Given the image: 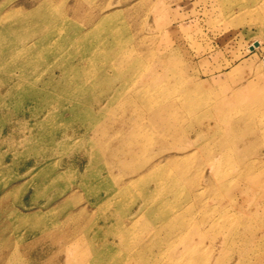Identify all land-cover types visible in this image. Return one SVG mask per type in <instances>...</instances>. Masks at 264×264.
Listing matches in <instances>:
<instances>
[{"label": "rangeland", "instance_id": "374dc122", "mask_svg": "<svg viewBox=\"0 0 264 264\" xmlns=\"http://www.w3.org/2000/svg\"><path fill=\"white\" fill-rule=\"evenodd\" d=\"M47 32L51 36L42 37ZM261 72L264 0H0V264H188L182 255L187 242H173L167 248L166 237L171 241L194 225L201 232L207 230L210 220L222 213L221 201L227 203L238 196L237 203L244 206L259 197L261 200L255 204L258 209L254 212L251 204L241 212L233 209L226 216L240 220L237 230L249 229L253 223L249 230L256 233L248 241H243L248 238L246 233L233 237L232 244L237 246L227 249L236 254L222 264H264V227L259 223L264 218L259 208L264 203V146L258 153L261 161L255 162L251 170L257 175L254 183L260 185L257 193L245 195L239 191L253 182L242 179L243 163L238 160L245 156L242 147L255 149L256 136L264 141V127L254 129L247 139L235 136L223 152L215 139L192 150L194 144L200 146L210 138L202 130L172 134L169 128L170 149L165 145L160 151L156 143L166 137L158 135L159 130L151 126L144 109L184 96L193 103L213 107L237 89H261L263 82L256 83ZM30 84L36 86L34 90ZM190 87L196 91L186 97L184 90ZM85 92L98 102L89 105L91 113L88 104L77 98ZM3 95L6 97L1 99ZM27 106L29 111L20 109ZM71 107L80 110L74 112ZM203 107L180 108L170 114L185 125L202 118ZM126 109L130 112L122 118ZM260 119L264 122V115ZM212 120L218 125L217 134L224 135L227 122ZM116 121H124L131 135L146 148L139 155L141 163L163 159L167 153L177 155L179 165L188 168L190 176L198 174V183L211 166L221 163V175L211 176L216 197L201 195L204 205L177 212L173 219L163 218V209L144 216L139 213L138 223L129 230L127 221L138 201L129 208L126 203L133 200L134 194L117 199L114 196L95 205L87 202L85 191L76 183L80 172L85 171V163L74 167H79L78 171L66 168L65 163L81 151L103 154L112 147L117 146L116 151L121 148L124 132ZM30 125L34 126L32 131ZM76 127L80 129L73 132ZM39 147L46 154L42 161L22 158L23 153ZM178 147H187L191 152L183 156ZM219 152L226 160H213ZM117 163L115 159L86 171L93 175L92 181L102 179L103 185L117 186L112 178L120 172ZM45 174L61 178L49 181L52 184L42 190ZM234 181L241 188L235 189ZM38 190L42 192L38 194ZM166 197L173 199L172 193ZM191 202L195 203L196 198L191 197ZM108 206L126 214L125 226L115 219L101 221ZM82 208L85 212L79 215L77 211ZM36 212L40 216L30 219ZM97 224L100 231L96 230ZM185 224L188 227L182 233ZM155 226L161 227L159 241L149 238L156 236ZM101 236L115 242L122 239L127 249L117 245L106 258L98 259L91 249L101 244ZM137 248L145 255L135 256L133 250ZM112 256L118 258L110 259ZM241 256L246 259H239Z\"/></svg>", "mask_w": 264, "mask_h": 264}, {"label": "bare ground", "instance_id": "6f19581e", "mask_svg": "<svg viewBox=\"0 0 264 264\" xmlns=\"http://www.w3.org/2000/svg\"><path fill=\"white\" fill-rule=\"evenodd\" d=\"M35 33L36 32H33V34ZM43 35L44 36L42 37H48L51 36V33L47 32L46 34ZM52 77L53 76H51V78ZM259 81L263 82L261 89L259 90L253 89L252 91H248V92L245 91L242 92L241 90L237 89L236 91L233 92L232 96H228L225 99H220L216 106L209 108L205 106L204 102L193 103L189 99L184 98L185 96L183 97L182 100H176V101L168 100V102H166L167 100L164 102L159 101L158 103L144 106L145 112L147 113L146 117L148 120H150L151 126H154L159 130L156 131L160 133L158 135L166 137L165 139L161 138V140L158 141L156 145L158 146L160 151H163L162 148H164L165 145L167 146L169 144L171 145V143L167 144L168 142L167 140H169L167 137L169 136V131H168L169 128H171L172 134H179V133L190 134L191 132L197 130L200 132L204 131L203 134L207 135V137H210L208 141H205V143H202L200 146L199 144L193 143L194 147L192 148V150L195 149L198 150L199 148H201V146L208 145L206 143H209L210 142L209 140L215 139L220 150L223 152L224 150H226L231 146V144L234 142L235 136H238L242 139H247V137L251 136V134L254 133V129L258 127H264V122L261 121L260 119V117L264 115V72H261V74L258 76L256 83H258ZM251 83L252 85H254V82ZM248 85L250 84L248 83ZM28 86L33 90L36 87L34 84H30ZM196 89L198 88L196 87ZM194 91L196 90L193 87H190L184 90V94L186 95V97H190L194 93ZM23 96L24 94L21 95V97ZM77 96H78L77 97L78 100H80L81 103H86L88 104V106L92 105L93 103L98 104L97 99L93 95H90L88 92L81 93ZM3 97L5 98L6 96L5 95L1 96V99ZM45 97L49 98L47 95ZM90 98L92 99L89 100ZM202 105H204V107L201 108L202 112L200 114L202 118L197 117L194 120V122L187 123L185 125H182L179 122L177 123L176 117L170 114L173 110H178L180 108L186 109L191 107V109L193 110L202 107ZM86 108H88L87 111L90 113L91 111H93L92 107L90 106ZM20 109L29 111L30 107L27 106V107H22ZM20 109L19 111L21 112L22 110ZM78 109L79 107H71V110L74 112H78ZM128 112H130L129 109L122 111L121 117L124 118V116L127 115ZM211 117L216 120H222V121L224 120L227 122L225 126L226 133L224 135L217 134L216 128H218V125L214 120H212ZM169 120L172 122L169 124L166 123L169 122ZM115 123H118L121 126L122 131L124 132L123 139L119 142V146H121V148H118V150L116 151L117 146L112 147L113 149L107 150L103 154H100L99 151L93 153L91 151L90 152L81 151L82 154L74 158L72 157L73 155H71L69 161L68 162L66 161L65 163L66 164L65 167L68 169H76L74 168L76 165L78 166V164L82 165V163H85L84 166L85 171L80 172L79 181L76 183L78 187H82V189L85 191L86 193L85 199L87 202L95 205L97 203H101V201L105 199L106 200L113 199L114 196L115 198L117 196L124 198L128 194L130 195V193H132V195L134 194L135 196L133 200H131L129 203L128 202L126 203L127 208H129V206L134 201H138V203L136 204L137 209L135 210V212L130 213L132 216L128 215L129 218L127 222H129L128 223L129 225H127V230H129L131 226L133 227L136 223H138L139 219L138 217L136 218V215L139 213L142 214L141 216H144L148 213L151 214L154 211H157L158 209H163L164 210L163 218L173 219L176 216L177 212H180L182 210L191 211V208L195 207L196 204H199L201 206L204 205V203L201 202V198H200L201 195L205 193H210L209 195L210 197H216L217 193L211 187L212 186L211 178L214 177V173L221 175L222 172L221 163L215 165L214 167L211 166V168H209L210 171L208 172V174H204V176H201L202 182L200 183L203 185L200 187L199 185L200 183L196 182V176H198V174L195 173L193 176H190L191 174L190 170H188V168H186L183 165H179L180 163L178 162L179 158L176 157L177 155H172L170 153H167L168 155L164 156L163 159L157 161L153 160L150 162L143 161L141 163L138 160L139 155L142 152L144 154L146 148L142 145L141 141H139L138 139H136L131 135V130L129 129L128 126H126L124 121L122 122L116 121ZM141 125L142 123L140 124V128H142ZM109 126L111 127L110 123ZM239 127H243L241 128L242 129L241 132L238 131ZM33 128L34 126L30 125L29 129H31V131L33 130ZM79 129H80L79 127H76L73 129V132H77L76 130ZM125 130L126 131L128 130L129 132H126ZM63 140L64 139H62L61 142ZM253 143L255 145V149L254 150L250 149L248 145H246V147H242L241 151L245 153V156L242 155L241 156L242 159H238L241 160V162L243 163L241 168V170H243L244 172V174L242 175V179L248 183L253 182L251 183L252 186L245 187L244 189H239L240 192L244 194L246 193L245 195H248V193L250 192L255 194L257 193V190L260 189V185L254 183L255 182L254 180L257 178V175L252 173L251 170L252 167L255 166L254 163L259 162L262 159L258 153L263 148L264 141L260 138V136H256ZM168 149H170L169 146ZM176 150L178 151V153L181 152L183 156L187 155V153L190 154L191 152V150L187 149V147H178ZM222 152H219L220 153L219 156L212 157L213 160L214 159L219 161L226 160L225 154L221 155ZM44 153H45L44 150H42V148L39 147L37 149H34L33 151L23 153L22 158L25 160L28 159V157L29 158L36 157L38 160L42 161V159L46 157V154ZM193 154L194 153L192 152L191 155ZM92 156H94V158H92ZM115 159L116 162H118L116 165L119 167L120 172L118 173V175L112 178H114L115 181L117 182L118 184L117 186L113 185V187H111L108 185L107 186L103 185V180L98 178L97 179L99 182L92 181L91 176L93 175L91 173L89 174L86 171V169L88 168L90 169L94 167L100 168L101 166L106 165L107 163L109 164L113 163ZM85 161L87 162V164ZM205 165L206 164H204L203 167H205ZM78 169H76V171H78ZM199 170H201V167H198V171ZM42 178L45 181V185L41 188L43 190V189H47L52 184L49 181L51 180L57 181L58 178H61V176L60 175L52 176V174L50 176L48 174H45ZM157 178L159 182H156L155 179ZM262 180H264V178ZM233 185H235V189H236V187L239 185V182H235L233 183ZM177 186L182 187V189L178 190ZM42 190H38L37 193L38 194L41 193ZM168 193H172L173 195V199L171 201L169 200L168 197H166ZM138 197L141 198V200H138L137 199ZM191 197L196 198L195 203L191 202ZM236 199L232 198L227 203L221 201L219 205L221 206L220 209L222 213H220L217 217H215V219L210 220L207 230L201 232L198 229V227L194 225V227L190 228L188 232L185 233L188 227V225L185 224L184 226H182L181 229V232L185 234L175 237L171 241H169L168 237H166L164 241L166 243V247L170 248L173 242L174 243L178 242V244H183L184 242H187V244L183 247L184 252L182 253V255L184 256V258L189 260L188 264H218V263L222 264L226 259H233L236 253L233 250L227 249L231 245L232 248H235L237 246L232 244L233 237L235 236L241 237L244 236V234L246 233L248 238H244V240L243 239L242 240L248 241L250 239H254L256 232L254 231L255 232L254 233L253 231H250L251 226L254 227L253 223H251V225L249 226L250 230L247 228L237 230L236 227L239 225L240 220L231 218L232 216H226V213L233 209L241 212L243 211L242 209H244V207H246L247 209V205H249L250 207L251 204H254L253 208H255V204L257 205V202L261 200L258 197L256 198L255 202H251L250 204H246V206H244V204H238ZM107 205L108 204H106V206ZM256 208L254 212H256V210L258 209ZM259 208H262V212H263L264 203H262V205ZM84 212L85 211L83 208L77 211L79 215L83 214ZM125 215H126L125 213L123 214L118 213L111 206L110 207L108 206L107 212L104 216H102L101 221L106 223L108 222V220L112 221L115 219L114 222H119L120 226H122L121 223H123L124 225L123 218ZM39 216H40V212H36L33 215H31L29 218L32 219L34 217L37 218ZM25 220L26 219H18L17 222L19 221L21 222ZM259 223L261 224L262 227H264L263 216ZM96 226H97L96 230L100 231L101 228L100 225L97 224ZM160 229L161 227L155 226L156 236L151 235L149 236V238L153 241L154 240L159 241L160 238L157 237V234L159 233ZM194 239L197 241L192 242ZM98 241L101 242V244L98 243L94 248L91 249L92 250L91 254H93L94 257L98 259L106 258L108 254L109 255L111 254L112 249L117 245L124 246L125 248L128 246L124 244V241L122 239L119 242H115V239H111L110 237H105V236H101L100 240ZM213 243L216 245V247ZM228 251L230 252L229 254ZM133 254L135 256L145 255L143 251L140 250L139 248L133 250ZM212 254H214V256H212L211 258ZM246 256L247 259H250L249 258L250 255L248 253ZM116 257L118 258V256ZM112 258L113 256L110 259ZM117 258H113V259H117ZM239 259H246V257L241 256ZM124 263H118V264H124ZM111 264H117V263H111ZM237 264H244V262H238Z\"/></svg>", "mask_w": 264, "mask_h": 264}]
</instances>
